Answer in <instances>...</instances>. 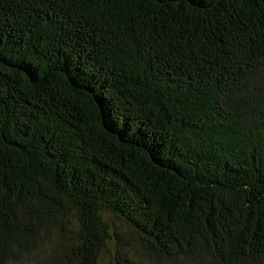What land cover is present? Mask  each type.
Returning <instances> with one entry per match:
<instances>
[{
    "label": "trees",
    "instance_id": "1",
    "mask_svg": "<svg viewBox=\"0 0 264 264\" xmlns=\"http://www.w3.org/2000/svg\"><path fill=\"white\" fill-rule=\"evenodd\" d=\"M25 258L264 264V0H0V264Z\"/></svg>",
    "mask_w": 264,
    "mask_h": 264
},
{
    "label": "rangeland",
    "instance_id": "2",
    "mask_svg": "<svg viewBox=\"0 0 264 264\" xmlns=\"http://www.w3.org/2000/svg\"><path fill=\"white\" fill-rule=\"evenodd\" d=\"M45 246H46V243L40 244L39 247L35 251L30 253L26 258H28V257L34 258V257H37V256L41 255L43 253V251H44ZM26 258L20 264H24L26 262ZM196 264H198V263H196Z\"/></svg>",
    "mask_w": 264,
    "mask_h": 264
}]
</instances>
